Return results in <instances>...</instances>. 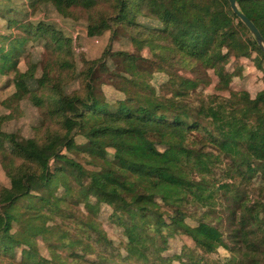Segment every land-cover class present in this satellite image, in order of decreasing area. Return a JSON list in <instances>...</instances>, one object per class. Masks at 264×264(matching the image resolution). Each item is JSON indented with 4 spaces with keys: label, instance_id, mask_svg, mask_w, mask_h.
<instances>
[{
    "label": "trees",
    "instance_id": "trees-1",
    "mask_svg": "<svg viewBox=\"0 0 264 264\" xmlns=\"http://www.w3.org/2000/svg\"><path fill=\"white\" fill-rule=\"evenodd\" d=\"M42 1L72 17L68 0ZM99 1L111 4L109 41L119 32L134 42L147 38L150 56L121 61L108 44L80 69V90L68 93L61 87L73 73L69 56L42 59L37 89L9 83L14 90L0 100L8 109L0 121L18 116L23 98L40 115L33 125L35 161L10 160L18 187H0V262L162 264L169 240L184 235L203 255L226 249L225 264H264V88L254 91L247 73L228 68L255 53L263 72L264 52L227 0ZM236 1L255 9L250 15L239 6L264 36V2ZM24 4L0 0L6 29L0 31V77L20 72L22 60L29 64L24 74L34 75L36 64L26 54L35 35L16 15ZM36 35L65 50L56 33ZM154 72L183 77L171 94L175 109L154 90ZM102 73L121 84L115 108L95 97L94 80ZM211 85L214 92L204 93ZM101 205L110 209L103 220L119 239L89 221L88 210ZM34 215L45 218L33 233L36 242L28 226ZM187 250L183 245L172 259L196 264Z\"/></svg>",
    "mask_w": 264,
    "mask_h": 264
},
{
    "label": "rangeland",
    "instance_id": "rangeland-1",
    "mask_svg": "<svg viewBox=\"0 0 264 264\" xmlns=\"http://www.w3.org/2000/svg\"><path fill=\"white\" fill-rule=\"evenodd\" d=\"M264 2V0H262ZM13 3L20 2L25 3L24 9L16 15L22 19L23 28L26 32L35 35L28 41V50L26 56L28 60L36 64L33 76H27L24 74L29 67L27 60H22L20 64V72L11 73L0 77V100L8 96L13 87L9 83H13L16 86L26 87L30 90L37 89V79L42 75V59L56 58V56L62 59L65 56H69L72 65L70 69H73V73L63 81L62 89L64 93L80 90V75L79 71L83 67L100 58L104 49L110 44V51L114 53V56L121 60L126 61L128 55H137L149 58L151 43L149 39L143 38L139 42L132 41L129 36L123 32H119L113 39L111 29L109 28L106 15L111 8V4L108 1L99 0H82L81 4L76 0H68L67 4L72 9L70 16H64L56 11L52 4L44 2L42 0H12ZM239 6L242 10L254 15L255 9L246 3H240ZM0 31H5L3 22L0 21ZM40 32L56 33L62 41L65 42V50L55 51L54 47L45 39L36 35ZM252 36V35H251ZM63 48V49H64ZM30 52V55H29ZM33 58V59H32ZM259 57H256L255 53L241 57L239 60L230 63L228 66L231 73H247L249 83L254 91H258L264 88V71L261 72L256 68L259 62ZM58 64H55V66ZM110 65H113L110 63ZM111 67V66H110ZM264 67V64H263ZM182 75H189L187 71L179 70ZM212 79L211 71L208 72ZM71 76V77H70ZM69 78V80H68ZM151 83L154 90L157 93L165 96L167 99V109H175L174 102L172 101V91L176 88L184 85L183 77L180 75H172L171 77L161 72H154L152 75ZM4 85L5 88H2ZM94 94L97 100L106 104L109 108H115L117 101L123 98V94L120 91L121 84L118 81L112 80L108 74L102 73L94 80ZM210 89H206L204 93H212L214 89L213 85ZM202 85L197 87V91H202ZM204 89V88H203ZM156 103V101H153ZM157 104V103H156ZM8 113V109L0 104V116ZM10 121H0V187H7L11 191H16L18 184L13 169L9 166V162L12 159L20 160L21 158L28 161H35V152L38 149V140L35 137L33 131V125L37 122L40 115V110L33 105L29 98H23L20 101V113ZM2 133L13 134L14 138L3 137ZM108 157L113 159L111 150H108ZM86 167L87 164L84 163ZM219 168L216 172L219 173ZM203 181L211 187L212 179L209 177H202ZM258 185V182H254ZM63 203H58L57 206H64ZM54 213H58L57 208H53ZM110 209L107 206H99V211L92 209L88 210V214L91 215L90 222L95 224V227H102L108 231V237H115L118 235L114 226L103 220V215H108ZM2 215L0 214V225L2 222ZM45 218L43 216L34 215V218L29 223V233L31 239L35 241L33 233L36 229L43 226ZM164 225V223H162ZM223 227L226 225L223 223ZM113 239V238H112ZM188 247V253L191 256L193 263L201 264L206 261L210 264L216 262L217 264H225V260L229 257V252L224 248H219L212 254L203 255L201 251L194 245L191 239L184 235H176L169 240V250L162 252L161 255L162 264H185L181 259H172L173 253H179L183 247ZM42 247L43 244L40 243ZM130 261H134L131 259ZM118 262L111 261L110 264H117ZM0 264H6L1 261ZM123 264H127L124 262Z\"/></svg>",
    "mask_w": 264,
    "mask_h": 264
},
{
    "label": "water",
    "instance_id": "water-1",
    "mask_svg": "<svg viewBox=\"0 0 264 264\" xmlns=\"http://www.w3.org/2000/svg\"><path fill=\"white\" fill-rule=\"evenodd\" d=\"M231 11L239 18V20L247 27L249 33L253 36L259 48L264 52V36L260 33L253 21L240 10L236 0H227Z\"/></svg>",
    "mask_w": 264,
    "mask_h": 264
}]
</instances>
